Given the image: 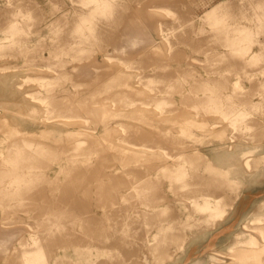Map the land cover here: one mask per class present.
I'll return each instance as SVG.
<instances>
[{"label":"rangeland","instance_id":"374dc122","mask_svg":"<svg viewBox=\"0 0 264 264\" xmlns=\"http://www.w3.org/2000/svg\"><path fill=\"white\" fill-rule=\"evenodd\" d=\"M0 264H264V0H0Z\"/></svg>","mask_w":264,"mask_h":264}]
</instances>
